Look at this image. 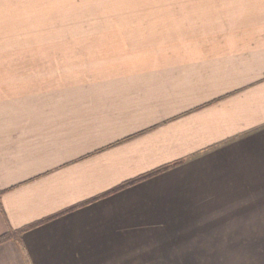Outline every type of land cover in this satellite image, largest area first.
Segmentation results:
<instances>
[{
  "label": "crops",
  "instance_id": "obj_1",
  "mask_svg": "<svg viewBox=\"0 0 264 264\" xmlns=\"http://www.w3.org/2000/svg\"><path fill=\"white\" fill-rule=\"evenodd\" d=\"M238 154L258 183L264 0H0V236L34 226L0 264L147 251L191 226L198 185ZM245 207L220 264H264V192Z\"/></svg>",
  "mask_w": 264,
  "mask_h": 264
},
{
  "label": "snow or ice",
  "instance_id": "obj_2",
  "mask_svg": "<svg viewBox=\"0 0 264 264\" xmlns=\"http://www.w3.org/2000/svg\"><path fill=\"white\" fill-rule=\"evenodd\" d=\"M226 174L231 178L217 182H201L193 205L191 226L183 230H165L164 234L148 241L134 238L126 245L106 249L110 254L97 264H220L219 253L238 244L243 231L236 218L246 211L250 196L259 189L264 192V162L261 164L257 183L254 159L250 155L238 154L227 166ZM70 238L78 237L76 226H68ZM56 229L49 236L54 239ZM195 256L197 259H193Z\"/></svg>",
  "mask_w": 264,
  "mask_h": 264
},
{
  "label": "trees",
  "instance_id": "obj_3",
  "mask_svg": "<svg viewBox=\"0 0 264 264\" xmlns=\"http://www.w3.org/2000/svg\"><path fill=\"white\" fill-rule=\"evenodd\" d=\"M179 163H180V162H175V163H173V164H171V165H169V166L163 167V168L158 169V170H156V171H154V172H151V173H149V174H146V175H144V176H141V177H139V178H136V179H134V180H131V181H129V182H126V183H124L123 185H121L118 189H116L115 191H117V190H121V189H125V188H127V187H131V186H133V185H135V184H137V183H140L141 181H143V180H145V179H148V178L153 177V176H155V175H157V174H159V173H162V172H164V171H166V170H168V169H170V168L176 166V165L179 164ZM33 227H34V226H30V227H28V228H24V229L19 230V231H17V232H11V231H8L6 234L0 236V244H2V243H4V242L8 241V240L11 238V235H13V236H20L21 234H23L24 232H26L27 230H29V229H31V228H33Z\"/></svg>",
  "mask_w": 264,
  "mask_h": 264
}]
</instances>
